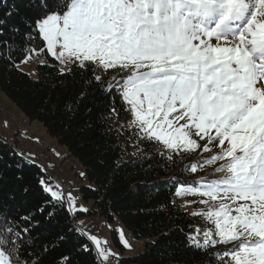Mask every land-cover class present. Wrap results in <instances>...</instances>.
I'll list each match as a JSON object with an SVG mask.
<instances>
[{"label": "snow or ice", "instance_id": "1", "mask_svg": "<svg viewBox=\"0 0 264 264\" xmlns=\"http://www.w3.org/2000/svg\"><path fill=\"white\" fill-rule=\"evenodd\" d=\"M0 5V36L6 29L20 36L25 61L43 53L61 76L86 74L109 100L101 118L120 124L118 131H127L130 142L162 143L173 162L198 151L213 153L182 168L196 173L216 165L212 172L175 181L176 195L199 196L187 203L203 206L185 215L211 225L195 230L187 225L188 246L206 253L205 264H264V0H0ZM2 44L12 47L10 41ZM0 143L12 149L10 156L25 160L6 137ZM215 173L222 175L206 178ZM39 185L47 200L35 212L0 211V264H44L55 251V245H43V255L32 250L37 212L49 209L51 219L57 207L73 218L92 211L59 183L40 177ZM75 231L90 242L79 251L92 256L91 264L123 259L97 236L79 226ZM118 231L122 246L130 248ZM50 264H73V257L61 253Z\"/></svg>", "mask_w": 264, "mask_h": 264}, {"label": "trees", "instance_id": "2", "mask_svg": "<svg viewBox=\"0 0 264 264\" xmlns=\"http://www.w3.org/2000/svg\"><path fill=\"white\" fill-rule=\"evenodd\" d=\"M3 41H10L11 49L4 47ZM25 47L21 37L7 29L0 36V90L27 119L40 121L47 133L82 163L87 183L80 187L81 195L92 209L87 214L121 222L134 237L146 240L141 252L123 256L120 264H205L206 253L189 247L186 240L187 225L194 230L198 217L185 215L190 212L181 205L175 183L206 176L207 168L196 173L182 171L204 154L198 151L187 158L176 157L173 162L167 158L171 153L160 143L130 142L127 131H118L120 124L101 118L107 115L109 100L98 84L90 82L84 73L61 76L53 66L55 62L43 53L40 55L48 63H37L38 78H33L17 65L25 56ZM7 140L19 152L16 144ZM11 150L0 143V211L19 216L35 212L47 200L39 178L52 181V176L26 156L25 160L10 156ZM47 211L44 215L36 213L40 227L33 232L37 239L32 250L43 255V245L49 249L56 246L44 264L61 253H70L73 264H91L92 256L79 251L81 243L90 242L75 231L77 217L86 214L73 218L57 207L55 216L46 219ZM60 236L65 238L63 242ZM113 238L122 246L116 233Z\"/></svg>", "mask_w": 264, "mask_h": 264}, {"label": "rangeland", "instance_id": "3", "mask_svg": "<svg viewBox=\"0 0 264 264\" xmlns=\"http://www.w3.org/2000/svg\"><path fill=\"white\" fill-rule=\"evenodd\" d=\"M44 55H34L25 61V56L17 63L19 69L27 71L33 78H38L37 63L44 61ZM24 61V62H22ZM24 125L19 126L17 121H22ZM22 127V128H21ZM0 135L12 139L17 144V149L21 153H25L28 159L41 162L46 165L48 174L58 176L67 186V192L73 193L74 196L80 197L79 204L89 208L90 203L86 202L81 195L80 187L87 183L85 170L82 163L75 156L69 155L68 149L58 144L57 139L50 136L42 123L38 120L31 121L21 113L19 107L13 102L3 91L0 90ZM18 138V139H17ZM162 147L164 145L160 143ZM216 149H213L215 152ZM204 156L213 153H202ZM45 156V159L42 158ZM60 155L63 158H60ZM216 165H207L206 173L212 172ZM83 173V177L80 176ZM222 173H215L208 176V179L217 178ZM53 186L57 182L52 181ZM66 192V193H67ZM200 197L192 194L180 195L179 201L183 208L188 212H193L199 207L198 204L187 203L192 200H199ZM79 215V214H78ZM196 226L208 227L209 222L198 217ZM82 222V223H79ZM78 226L86 233L97 236L101 241L102 247H108L113 252L119 253L120 256H131L141 252L145 246L146 240L134 237L128 228L121 222L110 221L107 217L99 215H82L77 217ZM195 226V227H196ZM194 227V230H195ZM122 230L124 238L128 241L130 248L119 246L113 235L116 233L120 241L119 231ZM106 242V243H105ZM122 245V244H121ZM115 264V262H114ZM120 264V261H119Z\"/></svg>", "mask_w": 264, "mask_h": 264}, {"label": "built area", "instance_id": "4", "mask_svg": "<svg viewBox=\"0 0 264 264\" xmlns=\"http://www.w3.org/2000/svg\"><path fill=\"white\" fill-rule=\"evenodd\" d=\"M42 158L45 159V156L42 155ZM43 162H44V161H43ZM51 178H52V180H58V183H59L60 185L63 186V190H64V192L67 191V189H68V188H67V185H66L63 181H61L60 179H55L54 176H52Z\"/></svg>", "mask_w": 264, "mask_h": 264}, {"label": "bare ground", "instance_id": "5", "mask_svg": "<svg viewBox=\"0 0 264 264\" xmlns=\"http://www.w3.org/2000/svg\"><path fill=\"white\" fill-rule=\"evenodd\" d=\"M17 124H18L19 126H22V125L24 124V123H23V120H22V121H17ZM21 128H22V127H21ZM60 158L62 159L63 156L60 155ZM54 178H55V179H59L58 176H54ZM55 182L58 183V180H55ZM67 188H68V186H67Z\"/></svg>", "mask_w": 264, "mask_h": 264}, {"label": "crops", "instance_id": "6", "mask_svg": "<svg viewBox=\"0 0 264 264\" xmlns=\"http://www.w3.org/2000/svg\"><path fill=\"white\" fill-rule=\"evenodd\" d=\"M18 139V138H17ZM12 140V139H11ZM13 141V140H12ZM16 144V143H15ZM16 146H17V144H16ZM25 154V153H24ZM25 156H26V154H25ZM27 157V156H26Z\"/></svg>", "mask_w": 264, "mask_h": 264}]
</instances>
